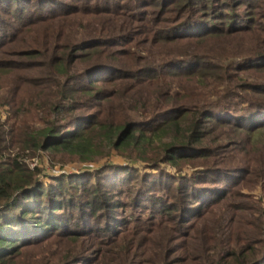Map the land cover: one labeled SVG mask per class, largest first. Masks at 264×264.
Returning a JSON list of instances; mask_svg holds the SVG:
<instances>
[{
    "label": "trees",
    "instance_id": "1",
    "mask_svg": "<svg viewBox=\"0 0 264 264\" xmlns=\"http://www.w3.org/2000/svg\"><path fill=\"white\" fill-rule=\"evenodd\" d=\"M91 1L0 0V78L11 76L0 84L7 109L0 118V264H17L22 248L33 249L31 264H79L86 247L56 251L55 244L106 232L123 233L124 242L104 244L90 264H264V204L240 207L227 200L238 182L233 172L264 185V83H245L247 94L232 85L221 89L214 72L227 66L215 56L170 49L189 38L226 34L227 27L206 19L217 16L216 4L163 0L164 14L150 19L138 3L129 10L135 0ZM231 4L226 0L224 8ZM170 12L178 19L163 17ZM7 16L16 22L10 28ZM135 22L146 29L136 30ZM229 125L247 132L244 166L224 164L229 157L219 134ZM113 152L157 171L163 164L196 166L179 177L165 172L168 189H136L134 207L159 220L127 232L117 209L125 203L90 189L81 177L63 173L45 182L37 163L44 153L55 167ZM102 174L91 176L124 191L122 182ZM184 226L177 245L183 255L175 257L176 228Z\"/></svg>",
    "mask_w": 264,
    "mask_h": 264
},
{
    "label": "rangeland",
    "instance_id": "2",
    "mask_svg": "<svg viewBox=\"0 0 264 264\" xmlns=\"http://www.w3.org/2000/svg\"><path fill=\"white\" fill-rule=\"evenodd\" d=\"M69 1L73 3V1L75 0ZM78 1H80L78 2L80 5L89 3V0ZM92 1L91 2L94 3L100 0ZM202 1L206 0H201V2ZM210 1H213L214 4H216L215 10H217V16L212 14V16H207L208 18L206 19L207 21L212 20L216 22L221 28L227 27L224 28L226 34L215 32L211 36H207L201 39L189 38L186 40H182L184 44H178L177 46H173L170 49H172L173 53L179 54L204 52L207 53L208 56H215L217 58L214 60L216 63L223 64V66L225 67L227 66V69L225 68L221 72H214L215 74H217L216 76L218 78L220 77L222 79L221 89H224L225 85H232L230 89L236 91V93L239 92L247 94V92H242V89H244L242 87L243 85H245V83H264V0H227L228 2L233 3L231 4V7L229 9L224 8V3L226 0ZM162 2L163 0H159V2L156 1L155 4L151 6H142L143 4L141 2L139 3V1L135 0L132 1L133 6L129 8V10H131V12L136 11L135 5L138 3L140 4L137 8L139 13H148L149 18L153 19L155 16L161 17L164 14L165 6H161ZM203 8V4H200L198 7L200 11H204ZM215 10H212V12H214ZM206 11L211 12V10L209 9ZM224 11H228V13ZM165 16L169 18L172 17V20L174 21L178 19L179 14H177L176 12H170L166 13L163 17ZM6 20L8 21L6 24L8 25V28H10L9 25L16 24L15 19L11 16H7ZM145 25L146 24L144 22L134 23V27L136 28V30L146 29ZM165 25L166 24H164V26ZM146 36L148 35L146 34ZM126 45L127 44H124V46ZM154 52L158 53L156 49H154ZM10 79L11 76L4 75L0 78V84L6 85V83H8ZM4 92L5 89L0 90V97L4 94ZM238 98L233 97L232 100L234 101ZM6 111V107L0 102V118L2 120L5 119ZM236 129V127L229 125L223 128L222 135H220L221 133L219 134V137L221 136V140L219 143L222 142L224 143V146L227 147H224L223 150L225 153L223 155H227L229 157L227 158V160H224V164H226V166H237L242 163V166L246 165V162L243 160V157L246 156V152L244 153L241 147L249 141L247 139V132H236ZM234 132L235 134H232ZM234 140H237V142H233ZM43 155V158H39L37 160V163L43 169L41 177L45 182H51L50 178L52 176L58 177L63 173L73 176L72 179L81 177L84 179L83 183L89 185L91 187L90 189H102V191L105 193H111V199H117L121 202V204L125 203V205H123L122 207H118L117 209L121 211V213L126 217L125 231L128 229L127 232L138 225L147 226L151 221L159 220V216H152L153 214L150 216L149 211H143L139 207H134L133 197L136 194V189H154L153 185H156L160 188L163 187L162 189H168L169 183L171 182L169 180V177L164 174L165 172L172 174V176L179 177L181 175L192 174L194 171V167L196 166V164H189L188 162H184L180 166L163 164V170L157 171L146 167L144 162L129 160L125 157L118 156L116 152H113V154H111L110 156L97 161L80 162L77 160H70L69 162L63 163L64 165L59 164L53 167L49 163L47 154L44 153ZM32 165L34 166V164ZM136 170L139 171L137 172ZM97 172H103L102 179H114L115 182H122L123 188L121 189H124V191L118 192L114 190L113 186L107 185L105 184V182L99 184V179L97 181L91 176L93 173ZM233 173V178L237 177L235 181L238 182H235L236 184L234 183L232 187L230 186L231 189H233L231 190V192H234V195L232 196V198H229L227 200L231 203H234V205H239L240 207H247L246 205L253 204V200L261 201L260 203L264 204L263 183H258L257 180L254 179V177L245 175L244 172H241L240 170ZM48 175L50 176L48 177ZM133 177L135 179L131 183L128 182ZM242 177L244 180H242ZM144 178L146 180H143ZM209 184L213 185L214 188L216 187L215 190H218V183L215 184L209 182ZM221 184L224 185V187H227L228 185V183L226 182H222ZM75 185L77 186L78 184ZM222 210L219 209V211H217V214L219 216L222 214ZM207 216L208 213H206L204 218H206ZM101 222H104L102 218ZM187 227L188 226L176 228L178 232L174 236V249H179L177 245H179L181 241L185 239L183 234L184 232H186V229H188ZM107 233L108 232H106L104 235L101 233L102 236L97 237L84 236L80 239H77V242H73L76 240H70L68 241L69 244H66V246L64 245L65 242L56 243L54 247L56 251H60L62 249L74 251L77 247H86V256L79 264H90L93 258L98 257L99 248L104 246V244H109L108 247L112 248L115 244L111 243V241H115L116 238L119 239L117 244H123L122 242L124 241L121 240L123 233L117 235L116 237L110 236V234ZM66 240L68 239H64L63 241ZM73 243H75V245H73ZM143 243L146 244V239L142 240V244ZM118 247L120 248V245ZM20 250L23 251V254L17 261V264H31L30 256L33 254V249L22 248ZM182 255L183 252L180 250H177V252L174 254L175 257H181ZM142 257H146V255H140L141 259ZM104 264L107 263L104 262ZM136 264L144 263H140L137 261Z\"/></svg>",
    "mask_w": 264,
    "mask_h": 264
}]
</instances>
